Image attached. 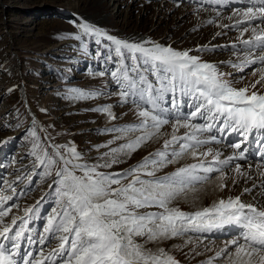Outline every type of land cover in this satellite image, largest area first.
Segmentation results:
<instances>
[{
    "label": "snow or ice",
    "instance_id": "6c2138e0",
    "mask_svg": "<svg viewBox=\"0 0 264 264\" xmlns=\"http://www.w3.org/2000/svg\"><path fill=\"white\" fill-rule=\"evenodd\" d=\"M233 15L242 17L237 20V25L260 22L251 27L250 38L242 41L247 48L246 54L240 64L233 67L243 71L257 63L264 66V27H261L264 25V0H255L251 6L243 11L237 10ZM77 26L79 34L75 39L85 35L103 36L115 45L120 67L111 75L120 88L122 102L131 97L141 118L138 124L106 129L117 133L108 144L131 133L139 132L140 135L103 153V157H111L110 162L88 164L75 145L49 144V152L48 148H41L39 140L35 139L36 133L31 132L34 139L30 154L34 157V169H42L34 174L44 180L54 171L53 184L49 187L55 186L59 211L53 210L54 214L48 217L44 228L45 235H41L38 242L34 241L31 235H27L34 207L24 209L23 217L13 215L10 223L5 222L4 218L18 206L8 203L16 195L15 187L3 181L11 195L0 194V264H180L164 248L153 250L146 245L188 233L222 230L226 225L230 226L231 234L236 238L227 240L205 264H214L221 257H224V264H264V203H249L242 199L257 187L255 183L252 187H245L239 195L220 198L210 206L194 211H184L174 205L176 200L190 193L195 198L198 192L196 185L207 182L209 174L214 172L218 173L216 187L224 191L229 178L224 168L234 161L247 159L248 148L242 149V144L253 132L261 137L256 143L264 161V91L258 87L264 85V68L259 70L261 74L254 83L237 88L224 78L225 74L220 73L216 65L201 61L189 51H178L150 40L129 42L117 39L88 22H80ZM246 32H249L248 27L243 28L241 37ZM125 53L136 61L131 69L123 63L127 58ZM149 72L155 77V83L144 74ZM71 91L75 98L94 95L78 89ZM169 91L173 94L179 91L183 96L192 97L194 111L172 124V134L170 139L164 140L162 149L149 153L124 172L100 171L101 167L110 168L117 163L120 154L135 152L169 124L166 118L169 110L161 108L158 103L162 94ZM172 106H176L175 99ZM110 109L111 106H105L94 110L115 119ZM198 117L205 123L192 122ZM181 127L189 131L178 136L176 133ZM214 128L221 133L238 132L243 137V140L232 144L237 150L232 156L220 159L219 152L213 155L211 149L204 152L196 150L209 142H220L215 134L207 139L200 138L201 134L210 133ZM186 153L194 158L211 155L212 161L220 167L205 166L201 160L165 176L156 175L161 168ZM256 168L264 177V164L257 163ZM233 171L236 176L251 179L240 163H235ZM232 183H237L235 177ZM259 187V195L264 197V179ZM53 237L58 240V245L45 253L44 246ZM25 238L30 245L39 243V253L22 249L21 241ZM137 238H143L144 242H137Z\"/></svg>",
    "mask_w": 264,
    "mask_h": 264
},
{
    "label": "rangeland",
    "instance_id": "374dc122",
    "mask_svg": "<svg viewBox=\"0 0 264 264\" xmlns=\"http://www.w3.org/2000/svg\"><path fill=\"white\" fill-rule=\"evenodd\" d=\"M243 1L245 0H0V190H3L0 194L11 195L3 181L12 183L16 195L8 203L18 206L4 218L5 222L10 223L13 215L23 217L24 209L34 207L27 235L38 242L40 236L45 235L48 217L54 214V209L59 211L55 186L49 187L53 184L54 171L53 175L44 180L34 174L42 169H34V157L30 154L34 139L31 132L36 133L35 139L39 140L41 148H48L53 143L75 145L83 161L88 164L110 162L111 157H103V153L140 135L139 132L131 133L108 144L117 133L106 129L138 124L141 118L137 115V108L131 97L127 102H122L120 88L111 75L120 67V57L115 52V45L103 36L85 35L79 40L75 39L79 34L78 23L88 22L117 39L129 42L150 40L178 51H189L190 55L199 57L201 61L216 65L217 70L225 74L224 78L239 88L254 83L261 74L259 70L264 68L259 63L250 65L243 71L233 67L234 64H240L246 54L247 48L242 41L251 36L249 31L241 37V31L244 27L251 29L253 25L260 23L254 21L237 25V20L242 17L234 16L233 13L243 11ZM202 48L205 50H200ZM125 56L127 58L123 63L131 69L136 61L128 53ZM101 72L104 74L101 75ZM144 74L155 83V77L150 72ZM258 87L264 91V85ZM73 89L94 95L91 98H75L71 91ZM173 99L176 101L175 107L172 106ZM158 103L161 108L169 110L166 116L169 124L164 125L158 136H154L135 152L120 154L117 163L110 168L101 167L100 171L124 172L136 166L149 153L162 149L164 140L170 139L172 124L178 118L182 119L190 111H194L191 107L192 97L183 96L179 91L174 94L171 91L163 93ZM105 106H111L115 119L94 110ZM31 112L36 118H32ZM192 122L203 124L200 119ZM187 131L189 130L181 127L176 135L183 136ZM212 131L218 130L214 128ZM209 136L210 133H203L200 138L207 139ZM237 138L241 136L234 140ZM4 141L7 143H2ZM219 144H223L222 139L200 148L205 147L206 151L211 149L215 155L220 152L217 148ZM97 145L108 146L97 148ZM232 148L230 141L227 151ZM48 151L51 152V149L48 148ZM254 151L257 153L258 149ZM185 156L186 154L167 164L156 175L165 176L177 168L197 162L195 159L179 162ZM204 160L207 163L213 162L211 155L204 157ZM235 163L238 162L234 161L227 168H232ZM230 176V185L221 194L222 198L239 195L246 187V181L241 180L236 173ZM233 177L237 179L235 185L232 183ZM253 180L254 177L251 181L254 184ZM233 186L235 190H232ZM196 187L199 191L195 198L193 194L182 196L174 205L184 211L210 206L213 197L209 191L201 184ZM255 191L260 193V187L243 195L242 199L249 203H264V197L255 195ZM21 192L23 195H20ZM229 232L230 235H226ZM205 234L188 233L183 237L148 243L146 247L153 250L162 247L180 264H205L227 240L236 238L230 229L226 233L222 229L216 235ZM137 242L143 243V238H137ZM21 244L23 250L36 253L40 251L39 243L30 245L26 238ZM57 245L58 240L51 238L44 246V252L55 249ZM214 264H224V257Z\"/></svg>",
    "mask_w": 264,
    "mask_h": 264
},
{
    "label": "bare ground",
    "instance_id": "6f19581e",
    "mask_svg": "<svg viewBox=\"0 0 264 264\" xmlns=\"http://www.w3.org/2000/svg\"><path fill=\"white\" fill-rule=\"evenodd\" d=\"M249 31L251 32V29H249ZM197 119H200V120H202L203 121V123H205V120L203 119V118H197ZM217 123H219V122H217ZM214 130V129H213ZM218 130V129H217ZM218 132V134H216V135H218L217 136V140H220L221 141V139H222V143L223 144H219L218 145V151H220L219 153H221V155H220V159H224V158H226V157H228V156H232L235 152H237L236 151V149H234V148H232V149H229L228 151H227V148H228V142H230L229 141V135L228 134H230V139H232V138H236V137H238V136H241L238 132H232V133H229V132H224V133H221L220 131H217ZM226 133V137L224 138V134ZM206 136V135H205ZM249 136H250V138H251V149H249L248 150V152L246 153V156H247V159L246 160H238L237 162L238 163H240L241 164V166L243 167V166H245V169H244V171H246V172H249V174L251 175V179H247V176H243V178L240 176L239 178H241V180L243 179V180H245L246 182H245V186L246 187H252V185H253V183L251 182L252 181V179H253V177H254V180L253 181H255V184L257 185V187L260 185V182H261V180L262 179H264V177H261L260 175H259V171H258V169L256 168V164L257 163H262V164H264V161H258V159L261 157V156H259V155H257V154H254V150H256V149H258L259 147H258V145H257V143H256V140H258V139H260L261 137H260V135H259V133H256V132H253V133H251V134H249ZM234 138V139H235ZM254 139H256V140H254ZM243 140V139H242ZM211 147V146H210ZM243 148H245L246 147V145L244 144V146H242ZM209 148V147H208ZM216 149V148H215ZM198 152H204V151H206V148L205 147H202V148H198V149H196ZM258 153V152H257ZM190 159H195L197 162L196 163H199L201 160H203L204 162H205V166H208L209 164H212V166L213 167H218V165L217 164H215V163H211V162H206L205 160H204V157L203 156H198V157H192L191 156V154L190 153H186V156L183 158V160H181V161H179V162H186V161H188V160H190ZM247 161V162H246ZM241 162H244V163H241ZM246 162V163H245ZM195 164V163H194ZM249 165H251V168L249 169ZM234 167H235V165L232 167V168H224V169H226V171H225V173L227 174V176L229 177L228 179H227V181H226V183H227V185L229 186L230 185V179H231V174H234L235 172L233 171V169H234ZM203 173H201V175H202ZM217 175L218 173H211V174H209V178L212 176L213 177V175ZM215 175V177H213L211 180H208L207 182H205L204 184H201V185H204L205 187L204 188H206L207 189V191H209V193H210V196H212L213 197V202L214 201H216V200H218V199H220V198H222L221 197V194H223L226 190H224V191H219L218 190V188L216 187V184H217V180H216V177L218 176H216ZM249 183V184H248ZM200 187V186H199ZM228 188V187H227ZM200 189V188H199ZM203 190V189H202ZM232 190H235V187L233 186L232 187ZM199 191V190H198ZM201 191V190H200ZM260 192V191H259ZM198 193V192H197ZM203 193V192H202ZM255 195H259V193H258V191L256 192L255 191ZM192 194H189L188 196H191ZM203 197V196H202ZM259 199H261V198H259ZM212 204V203H211ZM227 229H228V231H229V229H230V226H224V228H223V231H224V233H226V232H228L227 231ZM219 232V230H214L213 232H209V233H207V235H216L215 233L216 232ZM204 235H206L205 233H204Z\"/></svg>",
    "mask_w": 264,
    "mask_h": 264
},
{
    "label": "water",
    "instance_id": "95a60500",
    "mask_svg": "<svg viewBox=\"0 0 264 264\" xmlns=\"http://www.w3.org/2000/svg\"><path fill=\"white\" fill-rule=\"evenodd\" d=\"M27 109L30 111L29 108H27ZM31 113H32L33 118H36L35 114L33 112H31Z\"/></svg>",
    "mask_w": 264,
    "mask_h": 264
}]
</instances>
